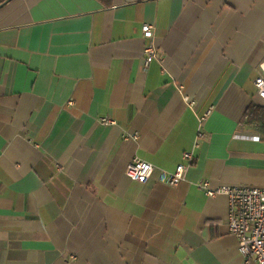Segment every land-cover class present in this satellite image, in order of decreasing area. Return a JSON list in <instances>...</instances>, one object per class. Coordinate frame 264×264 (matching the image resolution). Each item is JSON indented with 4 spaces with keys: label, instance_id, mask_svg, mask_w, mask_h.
I'll return each instance as SVG.
<instances>
[{
    "label": "crops",
    "instance_id": "1",
    "mask_svg": "<svg viewBox=\"0 0 264 264\" xmlns=\"http://www.w3.org/2000/svg\"><path fill=\"white\" fill-rule=\"evenodd\" d=\"M263 58L264 0H0V264H257L197 183L264 186Z\"/></svg>",
    "mask_w": 264,
    "mask_h": 264
},
{
    "label": "built area",
    "instance_id": "2",
    "mask_svg": "<svg viewBox=\"0 0 264 264\" xmlns=\"http://www.w3.org/2000/svg\"><path fill=\"white\" fill-rule=\"evenodd\" d=\"M142 34L149 42L144 47L143 68L150 61L156 59L158 49L152 42L154 27L150 23H143ZM259 74L254 80L257 94L264 100V58L258 64ZM71 104L72 102L69 101ZM103 124L113 123L111 119L101 118ZM201 125V121L199 122ZM203 136L199 129L196 138ZM133 138L137 134L132 135ZM197 141L194 143L196 147ZM183 159L186 164L176 165L172 172L159 173V180L167 185H176L185 178V172L193 159L191 151L183 152ZM154 172V166L138 157H134L127 165L125 174L132 180L145 182ZM198 186L209 196L225 195L228 199V220L227 225L230 233L237 239L238 252L245 262L253 261L257 264H264V186L248 185H219L211 187L209 182L201 180Z\"/></svg>",
    "mask_w": 264,
    "mask_h": 264
}]
</instances>
